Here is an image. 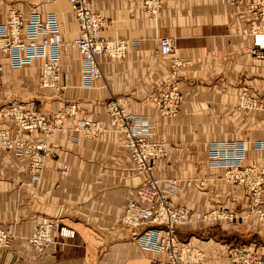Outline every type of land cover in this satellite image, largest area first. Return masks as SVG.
I'll return each mask as SVG.
<instances>
[{"label": "crops", "instance_id": "1", "mask_svg": "<svg viewBox=\"0 0 264 264\" xmlns=\"http://www.w3.org/2000/svg\"><path fill=\"white\" fill-rule=\"evenodd\" d=\"M11 7L53 13L62 40L77 35L67 0H0V22ZM90 7L105 20L103 38L129 44L120 59L98 58L101 78L93 88L80 85L75 49L68 46L61 55L59 81L65 88L39 92L38 111L50 117L73 101L83 113L63 117L61 128L48 138L36 130L23 133L26 141H44L50 152L37 175L28 171L26 156L0 151V230L10 235L9 247L0 251V264H152L163 259L142 250L134 232L117 222L143 177L132 170L121 136L107 127L91 138L71 130L80 118L105 123L103 103L108 100L152 121L153 138L162 140L166 151L152 174L179 178L180 191L170 199L174 205L199 212L224 207L240 218L246 215L249 199L243 191L224 182L220 170L207 169L205 149L211 141L243 138L242 165L264 166V152L251 149L252 139L264 137V119L258 121L255 106H246L264 103V60L250 54L247 0H163L153 14L144 10L141 0H90ZM160 37L172 40L165 57L157 51ZM37 63L11 68L0 54V106L31 94L39 75ZM170 85L180 96L173 117L160 115L155 104ZM2 127L10 128L11 122L0 114ZM261 199L264 203V190ZM40 217L53 220L54 244L39 254L25 239ZM224 223H242L264 236V223ZM60 228L71 230L73 237L61 241ZM175 233L180 244L202 247L194 237L182 241ZM214 250L218 260L222 254L214 248L210 252ZM255 254L264 259V245ZM220 262L212 257L203 264Z\"/></svg>", "mask_w": 264, "mask_h": 264}, {"label": "built area", "instance_id": "2", "mask_svg": "<svg viewBox=\"0 0 264 264\" xmlns=\"http://www.w3.org/2000/svg\"><path fill=\"white\" fill-rule=\"evenodd\" d=\"M12 2L15 0H6ZM73 19L77 26V35L70 41L62 40L53 13L29 11L27 13L10 8L5 19L0 22V54L7 58L11 68H22L37 61L39 75L35 88H50L62 92L65 85L60 76L62 73L61 55L68 46L77 54L78 76L80 85L93 88L101 78L98 58L106 56L112 59L123 57L129 42L123 39H105L101 32L105 25L104 18L90 7V0H67ZM163 0H141L146 12L155 13ZM242 2V0H231ZM251 12L249 32L253 47L252 58L264 60V0H247ZM157 51L165 57L172 51V40L167 37L157 38ZM0 67V81H1ZM13 101L1 104L0 114L7 117L11 127L0 128V151L15 157L26 156L28 171L37 175L50 152L44 141L29 142L23 139V133L38 131L43 137L52 136L60 129L61 119L72 117L83 111L73 101H66L50 117L42 115L35 109L34 100ZM180 96L174 85H170L158 94L155 104L160 115L173 117L177 113ZM258 102L248 103L254 107ZM106 115L105 123L95 119H76L71 126L74 132L80 131L91 138L102 128H109L118 133L128 153L132 170L143 177L134 189L132 197L124 204L117 218L119 225L129 229L137 245L145 251H153L163 256L152 264H197L199 251L188 244H180L176 238V229L188 225L209 226L236 219H249L257 224L264 223V166L242 165L246 146L242 139H223L211 141L205 149L207 169L220 170L221 179L240 188L249 199L245 216L240 218L235 212L224 207L212 208L204 212L189 210L177 206L170 200L180 191V180L176 177H159L152 174L159 159L165 156L162 140L153 138V124L148 118L135 114L121 107L115 100L103 103ZM251 149L264 152V138L255 139ZM65 168V166H63ZM62 168V169H63ZM201 186L203 180L200 182ZM53 220L40 217L32 223L27 245L36 253H42L54 244L52 237ZM58 238L63 241L73 237L68 229H58ZM10 235L0 230V251L7 249ZM238 248H235L237 250ZM241 258L232 261L234 264H264V259L251 249L244 252Z\"/></svg>", "mask_w": 264, "mask_h": 264}, {"label": "rangeland", "instance_id": "3", "mask_svg": "<svg viewBox=\"0 0 264 264\" xmlns=\"http://www.w3.org/2000/svg\"><path fill=\"white\" fill-rule=\"evenodd\" d=\"M8 3L13 4L15 3V1ZM33 88L34 89L32 90L31 94L27 95L23 99L18 100L27 101L30 98L34 97V106L35 109H38L40 105V101H38L40 100L39 94L43 90H38L35 88V86ZM246 106L247 110L249 107L252 108L248 104ZM255 110L259 113L258 121H263L264 103H256ZM262 138L264 137L257 136L256 138L252 139V141L255 139ZM242 140L244 139L242 138ZM224 224V222H220L215 225H209L204 227L201 225H188L186 226V228L182 227V231H180L181 229H179L176 232L180 234V236L183 238L182 241H184L185 238L188 239V237H194L198 241V244L202 245V247L199 246V248L196 249L199 251L198 263L201 264L205 263L206 260H209L212 257L214 258V261H221V264H234L232 263L233 260L241 258V255L244 256L243 253H239L240 249L244 252H250V250L252 249L253 252H255V249L264 245V236L256 234L255 229L250 228L248 225L242 223H235L233 226L227 227ZM212 248L217 249L221 252V258L219 256V259L217 260L216 257H218V254H216V250H214L215 253L210 252ZM235 248L238 249L234 251Z\"/></svg>", "mask_w": 264, "mask_h": 264}, {"label": "bare ground", "instance_id": "4", "mask_svg": "<svg viewBox=\"0 0 264 264\" xmlns=\"http://www.w3.org/2000/svg\"><path fill=\"white\" fill-rule=\"evenodd\" d=\"M35 86V85H34Z\"/></svg>", "mask_w": 264, "mask_h": 264}]
</instances>
